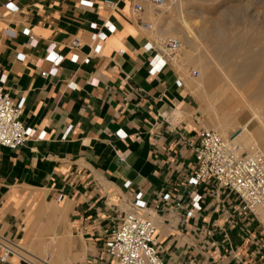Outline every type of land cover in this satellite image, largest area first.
Returning a JSON list of instances; mask_svg holds the SVG:
<instances>
[{
  "label": "crops",
  "instance_id": "0c3cea01",
  "mask_svg": "<svg viewBox=\"0 0 264 264\" xmlns=\"http://www.w3.org/2000/svg\"><path fill=\"white\" fill-rule=\"evenodd\" d=\"M8 1L0 0V85L14 99L26 97L22 120L38 131L19 149L0 146V232L29 250H59L61 264H118L105 242L142 198L162 204L148 216L167 264H264V220L235 193L205 180L197 186L202 209L186 216L200 133L220 120L191 73L197 59L182 52L150 73L144 44L162 39L139 25L140 0H118L116 9L104 0H12L15 11ZM148 16L146 9L141 18ZM107 19L114 29L92 39L91 23L99 30ZM75 35L83 39L76 62ZM51 42L65 59L45 77ZM50 202L61 223L56 214L43 219ZM0 264L33 263L14 256Z\"/></svg>",
  "mask_w": 264,
  "mask_h": 264
},
{
  "label": "built area",
  "instance_id": "2783aa9c",
  "mask_svg": "<svg viewBox=\"0 0 264 264\" xmlns=\"http://www.w3.org/2000/svg\"><path fill=\"white\" fill-rule=\"evenodd\" d=\"M105 4L112 9L119 5L118 0H104ZM145 2L151 4L155 10L161 8L166 0H141L134 5V15L139 21L142 29L153 30V23L144 20L141 15L146 10ZM6 8L12 11L19 7L12 0L6 3ZM92 39L105 40L108 32L114 29V23L105 20L102 29H98L97 23H91ZM38 40L31 36L30 44L36 45ZM83 45L80 35H75L69 42L71 49V60L78 61L79 49ZM182 40L169 36L162 39L159 44L147 41L144 50L151 52L149 59V71L151 74L160 72L168 62L177 56L182 50ZM57 43L51 42L46 51L55 54L52 66L42 70L45 77L56 75L59 66L65 59L63 53H56ZM18 58L25 59L26 55L20 52ZM42 59L36 61L41 65ZM193 76L199 78L201 71L197 68L191 70ZM6 75L1 77L3 83L6 82ZM91 82H95L93 79ZM181 85V80H178ZM69 85L75 86L71 81ZM26 97L21 96L14 99L8 90L0 85V146L12 149L24 147L27 142L36 136L37 127L26 125L22 120L25 109ZM69 130V129H68ZM65 132L64 137H66ZM196 160L193 173L189 176L188 183L192 186L190 191V205L186 210V216L192 217L194 213L202 209L203 195L197 190V186L205 180H213L219 186L235 193L242 201L245 209L255 213L259 206L264 207V150L257 145H250L247 148L233 141V137L226 138L216 128L207 127L200 133L198 145L195 148ZM131 181H126L129 186ZM170 198V193H165V199ZM177 208L181 203H177ZM162 204L156 202L152 206L142 198L132 201L131 209L124 215L120 224L110 230V235L105 242L106 252L118 260V264H167L160 253L157 240L156 222L148 216L149 210H160ZM22 248L16 240L9 238L0 232V262L6 263L11 257L16 256L18 250ZM22 260H29L20 256ZM33 264H36L32 262Z\"/></svg>",
  "mask_w": 264,
  "mask_h": 264
},
{
  "label": "rangeland",
  "instance_id": "374dc122",
  "mask_svg": "<svg viewBox=\"0 0 264 264\" xmlns=\"http://www.w3.org/2000/svg\"><path fill=\"white\" fill-rule=\"evenodd\" d=\"M171 1L174 0H169V2ZM145 5L147 12H150V16H148V18L154 25L153 30L151 32L156 33L161 39L173 36L182 40V50L178 52L176 59L180 57V53L182 52H185V54L191 59H197V56H199V54L196 53H203L202 57L199 60H196L197 63L194 65L195 68L201 71V76L196 79L197 84H201L202 79H204L203 68L201 66V63L210 62L212 57L214 56L208 53L206 49L207 47L212 48V43L207 39L210 34L214 37L218 34L221 35L222 38H224L227 42L228 46H235L240 44L244 45L245 43H248V47H252L254 51L259 52L258 57L248 58V61L257 60V62L264 63V0H205L204 2H202L201 0H188L186 6H184V9L182 7L181 9L178 7L176 8L177 5L174 7H169L168 0L164 4V6L157 10H155L154 7L148 2H145ZM201 13H204V15H202ZM164 16L172 19L174 24L179 27L181 26L182 17H186L189 20L193 29H195L196 33L198 31L201 34L204 33L203 28L206 25V34L208 36L199 38L196 37L194 46L191 47L190 45H188L184 38L173 34L172 32L162 35L160 25H158V19L161 20ZM211 38L212 37H209L210 40ZM228 59L234 60L237 63H240L241 61L245 60L241 57H232V55H228ZM237 67V65L234 66L235 69ZM261 71H263L261 73H264V70ZM239 86H241V88H235L230 83H226L224 79H221L214 84L213 88V90L219 94V100L225 98L228 95H233V99L226 103L225 109L236 110L237 108H243L244 110V112L239 116V121L237 120L236 127H227V130L230 133L229 137L232 136L233 138L236 133L234 129L238 128V126L246 124L251 118V111L248 109V107H243L245 106L246 102L245 100H242L243 98L241 99L240 91H244V99L245 97H247L250 99V102L252 101L255 103L256 99L250 98L249 96L251 95L254 88L258 86V83L255 80H251L248 81V83L241 82ZM262 99L263 103L260 104L256 102L261 105L259 110L262 122L257 119L251 120L248 126L252 130H254L259 125L264 124V94H262ZM228 103H230V105H228ZM219 124L213 126H215L214 128L218 129L222 133ZM240 143L245 147L248 146L244 145L245 142ZM261 148L264 150L263 146ZM43 210L44 211H42L41 214L43 219H46V221H51V219L47 217L48 213L50 216H54V214H56L55 218H53V221L55 223L62 222V216L56 213V202L47 203ZM262 211H264V207H260L258 209V213L264 220V215ZM46 221L43 222V224H47L49 222ZM53 238L54 237L49 236L48 240H53ZM54 240V242H58L56 239ZM21 245H23L27 250H29L27 245ZM29 251L35 253L36 255H38V257L34 259L28 254H22L36 264H43L41 260H47L53 264H61V262L58 260L60 256L59 250Z\"/></svg>",
  "mask_w": 264,
  "mask_h": 264
},
{
  "label": "bare ground",
  "instance_id": "6f19581e",
  "mask_svg": "<svg viewBox=\"0 0 264 264\" xmlns=\"http://www.w3.org/2000/svg\"><path fill=\"white\" fill-rule=\"evenodd\" d=\"M187 1L188 0H174L169 2L168 0V5L169 7H174L177 5L176 8L178 7L181 9L182 7L184 9V6H186ZM201 1L204 2L205 0H201ZM201 14L204 15V13ZM158 22H159L158 25H160L161 28L162 35L172 32L173 34H176L184 38L185 41L188 43V45H190L191 47L194 46L196 37L199 38V37L208 36L206 34L207 32L206 25L203 28L204 33L201 34L198 31L197 34L195 32V29H193L189 20L186 17H182V22L180 26L181 28L175 25L173 20L166 16L162 17L161 20L158 19ZM209 37H212L211 40L209 39ZM207 39L212 43V48L209 47L206 48L207 52L214 56L212 57L210 62L201 63L204 74V79H202L201 81V87L206 91V92L204 91V93H206L205 95H207L208 97L210 96L212 98L210 102L211 103L210 107L214 110V113L219 117L220 120L219 126L223 135L229 138L230 133L228 132L227 127L229 126H232L233 128L236 127L237 120L239 121V116L244 112V110L243 108H237L236 110L225 109L226 104L221 100L225 99L227 103L233 99L232 98L233 95L232 96L228 95L225 98L219 100V94L214 90L212 91L210 90V92H208L209 89L208 87L214 88V84L221 79H224L226 83H230L235 88H241V86H239L241 82L248 83V81L255 80L258 83V86L254 88V90L252 91L249 97L256 99V102L261 104L263 103L262 94H264V73H261L263 72L261 70H264V63L257 62V60L248 61V58H256L258 57L259 54V52L254 51L252 47H248V43H245L244 45L240 44L235 46H228L225 39L222 38V36L219 34L215 35V37L211 36L210 34V36H208ZM196 54H199V56H197V60H199L202 57L203 53L199 52ZM228 55H232V57H241L244 58L245 60L241 61L240 63H237L234 60L228 59ZM235 65L238 66L236 69L234 68ZM240 97L241 99L243 98L242 100H245L246 102L245 106L243 107L244 108L248 107V109L251 111V118L248 120L246 124L238 126V128L234 129L236 131V135L234 136L233 141L239 144L241 148H247L250 145H257L259 147L262 146L264 147V124L259 125L254 130L250 129L248 126L251 120L253 119H257L262 122L260 110H259L261 105L256 102L255 103L252 101L250 102V99L247 97H245L244 99V91H240ZM219 104L220 107H219V111L217 112L216 105ZM223 104L225 106H221ZM240 142H245L244 145H248V146L245 147ZM260 207L263 206H259L256 209V212H258V209ZM262 212L264 215V211ZM21 246L22 248L18 250L16 256L18 257H20L21 255L24 256L22 254L24 253L30 255L34 259L38 257V255L30 252L23 245ZM41 261L43 264H53L47 260H41Z\"/></svg>",
  "mask_w": 264,
  "mask_h": 264
},
{
  "label": "water",
  "instance_id": "95a60500",
  "mask_svg": "<svg viewBox=\"0 0 264 264\" xmlns=\"http://www.w3.org/2000/svg\"><path fill=\"white\" fill-rule=\"evenodd\" d=\"M235 135H236V133H235Z\"/></svg>",
  "mask_w": 264,
  "mask_h": 264
}]
</instances>
